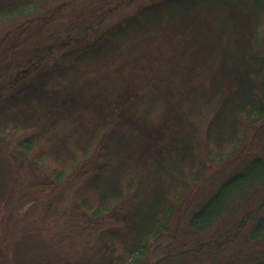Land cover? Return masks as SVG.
Instances as JSON below:
<instances>
[{
	"label": "trees",
	"instance_id": "16d2710c",
	"mask_svg": "<svg viewBox=\"0 0 264 264\" xmlns=\"http://www.w3.org/2000/svg\"><path fill=\"white\" fill-rule=\"evenodd\" d=\"M0 264H264V0H0Z\"/></svg>",
	"mask_w": 264,
	"mask_h": 264
},
{
	"label": "rangeland",
	"instance_id": "374dc122",
	"mask_svg": "<svg viewBox=\"0 0 264 264\" xmlns=\"http://www.w3.org/2000/svg\"><path fill=\"white\" fill-rule=\"evenodd\" d=\"M2 31H3V29H2V27H0V34L2 33Z\"/></svg>",
	"mask_w": 264,
	"mask_h": 264
}]
</instances>
